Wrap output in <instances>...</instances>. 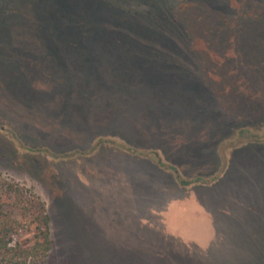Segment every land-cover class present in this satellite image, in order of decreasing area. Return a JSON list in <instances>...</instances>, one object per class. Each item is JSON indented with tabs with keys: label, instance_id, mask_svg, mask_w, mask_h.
<instances>
[{
	"label": "rangeland",
	"instance_id": "1",
	"mask_svg": "<svg viewBox=\"0 0 264 264\" xmlns=\"http://www.w3.org/2000/svg\"><path fill=\"white\" fill-rule=\"evenodd\" d=\"M114 1L0 0V179L48 264H264V0Z\"/></svg>",
	"mask_w": 264,
	"mask_h": 264
},
{
	"label": "trees",
	"instance_id": "2",
	"mask_svg": "<svg viewBox=\"0 0 264 264\" xmlns=\"http://www.w3.org/2000/svg\"><path fill=\"white\" fill-rule=\"evenodd\" d=\"M52 242L45 202L29 188L0 179V264H48Z\"/></svg>",
	"mask_w": 264,
	"mask_h": 264
}]
</instances>
